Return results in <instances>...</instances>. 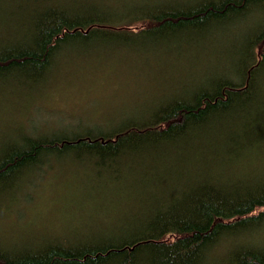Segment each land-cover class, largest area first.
<instances>
[{
  "label": "trees",
  "instance_id": "16d2710c",
  "mask_svg": "<svg viewBox=\"0 0 264 264\" xmlns=\"http://www.w3.org/2000/svg\"><path fill=\"white\" fill-rule=\"evenodd\" d=\"M239 15L245 20L235 25ZM229 17L237 37L229 33L228 47L201 43L217 55L207 52L191 84L168 91L143 121L96 133L55 129L4 145L0 214L32 200L48 157L62 152L118 155L117 172L134 174L141 198L122 209L140 210L121 214L115 230L32 244L0 237V264H264V192L255 187L264 183V166L251 160L264 153V0L178 8L146 0H22L18 15L0 23V75L37 90L63 72L105 62L98 58L125 59L127 42L144 41L137 52L146 57L154 41L209 38ZM114 39L113 47L96 44ZM107 158L95 163L113 168Z\"/></svg>",
  "mask_w": 264,
  "mask_h": 264
},
{
  "label": "rangeland",
  "instance_id": "374dc122",
  "mask_svg": "<svg viewBox=\"0 0 264 264\" xmlns=\"http://www.w3.org/2000/svg\"><path fill=\"white\" fill-rule=\"evenodd\" d=\"M195 1L202 0H146L171 8ZM21 2L0 0V23L11 20V13L17 16ZM234 20L236 25L245 19L239 15ZM231 22L229 17L222 24L225 29L215 30L209 38L179 41L166 37L154 41L149 44L154 52L150 51L146 57L137 52L144 48V41L127 42L128 47L123 50L125 59L98 58L105 62L63 72L37 90L34 84H29L33 88L20 85L16 75H0V151L5 144L30 134L50 136L56 134L55 129L70 134L74 128L96 133L115 128L119 123L143 121L162 103L168 91L178 92L191 84V74L201 70L207 52L217 55L214 49L202 48L201 43L210 46L224 43L228 47L229 33L237 37L239 29L231 28ZM185 34L188 32L181 35ZM96 44L113 47L117 40ZM224 53L225 50L221 54ZM183 79L186 80L181 86ZM110 83L112 88L103 101L91 99L94 90ZM107 157L75 152L51 154L48 157L51 165L37 176V187L31 190L33 199L20 202L17 213L12 208L0 214L1 240L5 244L8 240L32 244L36 238L52 235L76 237L79 233H89L86 230L90 228H95L96 233L105 232L103 229L109 227L115 230L112 225L119 218L140 210L131 212L127 208L124 212L122 209L141 197L133 186L134 174L127 168L117 172L118 155ZM102 158H107L113 168L95 163ZM251 160L264 166V153ZM144 179L148 181V177ZM25 197V194L19 195L21 201ZM121 214L124 215L119 217Z\"/></svg>",
  "mask_w": 264,
  "mask_h": 264
},
{
  "label": "snow or ice",
  "instance_id": "6c2138e0",
  "mask_svg": "<svg viewBox=\"0 0 264 264\" xmlns=\"http://www.w3.org/2000/svg\"><path fill=\"white\" fill-rule=\"evenodd\" d=\"M208 7L210 8L211 6L208 5ZM248 78H249V80H251V72L250 71L248 72ZM117 83H118V81H117ZM111 88H112V84L110 83V84L106 85L104 88L94 90V93L91 96V99L93 101H103L106 98V96L109 93ZM244 90L247 91V87H245ZM0 115H2V114H0ZM255 187L257 188L258 191L264 192V183L256 185Z\"/></svg>",
  "mask_w": 264,
  "mask_h": 264
}]
</instances>
